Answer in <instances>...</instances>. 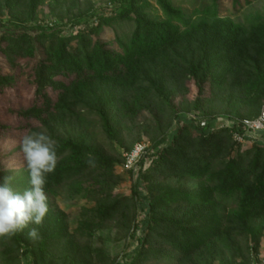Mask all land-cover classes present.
<instances>
[{
  "label": "rangeland",
  "instance_id": "obj_1",
  "mask_svg": "<svg viewBox=\"0 0 264 264\" xmlns=\"http://www.w3.org/2000/svg\"><path fill=\"white\" fill-rule=\"evenodd\" d=\"M168 1L174 12L182 13L180 21L163 11L160 0L137 3L151 23L163 28L155 38L164 34L168 39L166 31L173 24L169 32L174 48L154 52L151 64L142 58L137 65L144 71L137 75L130 62L117 65L118 73L109 80L99 77L100 68L86 69L89 79L83 89L89 93L77 91L80 105L70 117L55 114L42 125L12 113L36 103L34 73L43 53L0 71L17 76L0 93V125L8 128L0 138V179L11 176L16 192L30 187L20 150L28 132L51 137L57 153L67 149L47 177L43 223L0 237V264H249L253 250L261 248L264 210L254 207L245 191L236 190L231 177L235 164L241 165L244 180L256 178L254 162L264 147V134L241 144L227 133L214 135L212 141L186 131L176 146L175 158H183L175 159L176 170L143 176L124 168L126 154L139 144L153 148L161 143L167 149L177 115L206 123L241 121L264 107V0H218L217 8L213 0ZM115 3L14 0L9 5L0 0V20L33 28L32 38L44 37L42 46H52L51 34L64 27L57 37L71 41V50H76L80 33L103 27L91 35L92 48L101 42L114 58L140 59L143 54L130 59L128 52L134 50L123 47L133 45L135 16L123 20L118 8L103 19L77 23ZM194 65L205 70L193 73ZM67 78L76 80L77 73L56 80L69 83ZM152 81L167 92L160 96L161 88L154 90ZM46 91L56 101L58 92L51 87ZM33 227L37 238L29 236Z\"/></svg>",
  "mask_w": 264,
  "mask_h": 264
},
{
  "label": "trees",
  "instance_id": "obj_2",
  "mask_svg": "<svg viewBox=\"0 0 264 264\" xmlns=\"http://www.w3.org/2000/svg\"><path fill=\"white\" fill-rule=\"evenodd\" d=\"M8 4L10 5L14 0H6ZM215 1V6L217 8L218 6V0ZM160 6L163 9L165 13L168 15H172L175 20L180 21L182 18V13L179 11L174 12L173 7L170 4L168 0H160ZM118 8L122 9L121 12V18L123 20L131 21L130 18L133 16L136 17V20H132L135 25H137V31L135 33L136 37L134 39L133 45H123L124 49L127 51H131V49L134 50V53L128 52V57H136L137 54L143 56L139 59H135L134 61L131 59L129 61L122 58L121 56H115L118 58H114L113 54L109 52L106 49V46L104 43L99 42L97 45L95 44V48H92L93 41L91 39L92 34H96L100 31H102L103 27L98 28L95 32L92 31L91 34H84L80 33V35L77 37V48L76 50L70 49V42H60L59 37H57V33L63 32L64 27H61L57 32H53L51 34L53 40H52V46H42L43 42L42 39L44 37H35L32 38L31 36L33 33L35 34V30L28 25L24 24H18V23H12V22H4V20H0V71L4 70L6 68H16V60L18 59H34L37 57L38 52L43 53V55H40V62L37 64V67H35V88H36V103L28 108V109H20L19 111H12L14 115L21 118L22 120L30 121V120H37L40 124L45 125L48 120H51L55 114L58 115H66L70 117L73 115V113L76 111L78 106L80 105L78 98L79 94L78 92H83L85 94H88L89 92H85L83 87L86 84L87 79H89L88 74L86 73V69L92 70L96 68L99 69V77H102V79H110L111 76L117 74V70L119 68H122L130 62L129 68H132V73L140 74L141 67L137 65L139 61H141L142 58H148V63L151 64L149 58L153 57L154 52H166L167 50L173 49V37L171 38V33L169 32V29L174 30V26L172 23H169L168 25V31H166L167 37L163 34L160 37L155 38V36L158 34V31L163 29L161 26H158L156 24H153L150 22V19L146 15V13H143V9L138 8L137 0H116L115 6L111 9H98L94 12L87 14L86 16L82 17L80 20L77 21V23L85 22L90 23L97 19H103V17L108 13L109 11L115 12ZM77 26L76 24H73V27ZM176 32H179L178 29ZM45 34V33H44ZM179 34V33H178ZM97 35V34H96ZM144 38V40H142ZM13 44V45H12ZM38 44L39 48L34 47L33 45ZM22 45V47L19 49L16 47H19ZM58 45H60L59 48ZM42 49V50H40ZM158 52V53H159ZM126 60V62H125ZM132 61V62H131ZM117 65H121L119 68ZM148 66V65H145ZM203 67V64L201 65ZM128 68V69H129ZM205 69L196 67L194 65L193 73H202ZM131 72V69L129 70ZM117 72V73H115ZM4 74H0V93H3L5 89L12 86V83L17 78L16 75H8L7 72H3ZM77 73V79H70L69 83H65L64 81H58L56 80V77L58 76H69V74ZM103 74V75H102ZM146 75H149V72H145ZM208 76L209 73L205 71L204 74V80H203V86L206 88V84L208 82ZM94 74L92 78H94ZM91 78V79H92ZM47 87H51L54 91L58 92V97L56 101H53L48 93H47ZM151 87L154 90H160L159 93L160 96L164 95L166 91V86H161L157 82L152 81ZM81 102V101H80ZM102 102V101H101ZM82 103V102H81ZM107 106H109V103H106ZM263 108L259 112L258 115L248 118V119H255L258 116L261 115ZM231 120V119H230ZM246 120V119H245ZM176 122V128L172 136V140L170 145L167 149L163 150L161 149V143L156 144L153 146V148H150L154 150V152L151 154L150 157L155 158L150 167L144 168L145 160L141 162V169L139 173L144 174L143 176H147L149 174H153L155 171L161 172L164 174V172L168 170H176V162L177 160L183 161V158H178L176 154V146L177 143L181 140V137L183 133L185 134L186 131H191V134L198 135L202 137V139H212L214 140V135L219 133H227L232 138L236 133H244L243 127L239 126L234 129H225V132L217 131L219 128V123L217 120H210L207 122V127L200 130L201 123L203 121H199L197 119L194 120H188L186 117L177 115L175 117ZM6 129H8L6 126L0 125V130L3 132L1 134L0 132V138L2 135L5 134ZM29 129V128H28ZM30 128L28 131H31ZM217 131V132H214ZM29 133V132H28ZM263 133L257 134V135H263ZM210 143V145L213 149L215 148L214 143ZM258 145V142H257ZM134 149V148H133ZM132 149V150H133ZM131 150V151H132ZM130 151V152H131ZM67 152L66 148L59 149V152L57 153L58 156H65ZM177 159V160H175ZM255 166L257 167L256 172L254 173L256 176L255 179L252 180L250 183L249 177H247L246 180H244V173L243 169H241V165L236 168L233 167L232 177L231 180L232 186L236 188V190L245 191L246 198L250 203L255 205L254 207H257L258 209L264 210V147L261 148L259 151L257 158H256ZM186 167H190V163L185 165ZM263 168V169H262ZM186 170V169H185ZM261 170L263 173H261ZM187 171V170H186ZM154 204L150 202V208L152 209ZM260 250V245L253 250V253L251 255V261L249 264H253L257 260V256Z\"/></svg>",
  "mask_w": 264,
  "mask_h": 264
},
{
  "label": "clouds",
  "instance_id": "obj_3",
  "mask_svg": "<svg viewBox=\"0 0 264 264\" xmlns=\"http://www.w3.org/2000/svg\"><path fill=\"white\" fill-rule=\"evenodd\" d=\"M257 130L264 125L257 123L250 133L259 139ZM30 187L22 193L11 186V176L0 179V237L11 236L31 225H41L48 212V197L45 192L47 177L58 163L55 142L43 132H29L20 140ZM39 235L35 227L29 231L31 238Z\"/></svg>",
  "mask_w": 264,
  "mask_h": 264
},
{
  "label": "built area",
  "instance_id": "obj_4",
  "mask_svg": "<svg viewBox=\"0 0 264 264\" xmlns=\"http://www.w3.org/2000/svg\"><path fill=\"white\" fill-rule=\"evenodd\" d=\"M257 123L264 125V107L261 112V115L258 116L255 119H246V120H236V119H231V120H224L219 123V127L222 129H234L236 127L242 126L244 133H236L235 139L243 144L247 143L251 140H253V136L250 134L254 130H256V125ZM200 127V130L203 128L207 127L206 122H202ZM264 130H257V134L263 133ZM150 146L146 144H139L135 146V148L126 154L125 156V161H124V168L127 171H132V172H137L140 171L141 169V162L145 160V165L144 168L150 167V164L155 158L150 157ZM253 264H264V243L262 244L257 260Z\"/></svg>",
  "mask_w": 264,
  "mask_h": 264
}]
</instances>
